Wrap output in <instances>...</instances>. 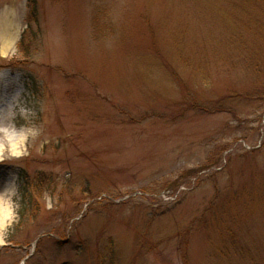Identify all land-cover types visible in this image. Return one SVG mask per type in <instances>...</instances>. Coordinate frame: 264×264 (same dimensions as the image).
I'll list each match as a JSON object with an SVG mask.
<instances>
[{"label":"rangeland","instance_id":"obj_1","mask_svg":"<svg viewBox=\"0 0 264 264\" xmlns=\"http://www.w3.org/2000/svg\"><path fill=\"white\" fill-rule=\"evenodd\" d=\"M0 214V264H264V0H0Z\"/></svg>","mask_w":264,"mask_h":264},{"label":"bare ground","instance_id":"obj_2","mask_svg":"<svg viewBox=\"0 0 264 264\" xmlns=\"http://www.w3.org/2000/svg\"><path fill=\"white\" fill-rule=\"evenodd\" d=\"M8 218H9V217H6L5 215L0 214V222L6 220V219H8Z\"/></svg>","mask_w":264,"mask_h":264},{"label":"trees","instance_id":"obj_3","mask_svg":"<svg viewBox=\"0 0 264 264\" xmlns=\"http://www.w3.org/2000/svg\"><path fill=\"white\" fill-rule=\"evenodd\" d=\"M218 108L220 107V106H217ZM26 205H24V207H28L29 205L27 204V203H25Z\"/></svg>","mask_w":264,"mask_h":264}]
</instances>
